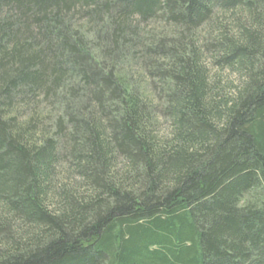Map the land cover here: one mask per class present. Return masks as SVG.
I'll list each match as a JSON object with an SVG mask.
<instances>
[{
	"label": "trees",
	"instance_id": "trees-1",
	"mask_svg": "<svg viewBox=\"0 0 264 264\" xmlns=\"http://www.w3.org/2000/svg\"><path fill=\"white\" fill-rule=\"evenodd\" d=\"M0 264H264V0H0Z\"/></svg>",
	"mask_w": 264,
	"mask_h": 264
},
{
	"label": "rangeland",
	"instance_id": "rangeland-1",
	"mask_svg": "<svg viewBox=\"0 0 264 264\" xmlns=\"http://www.w3.org/2000/svg\"><path fill=\"white\" fill-rule=\"evenodd\" d=\"M223 75H222V77L221 78H225V80H223L222 82V86H224V85H226V84H228V82L229 81H231L232 80V76H227L226 75V73H222ZM232 82V81H231Z\"/></svg>",
	"mask_w": 264,
	"mask_h": 264
}]
</instances>
